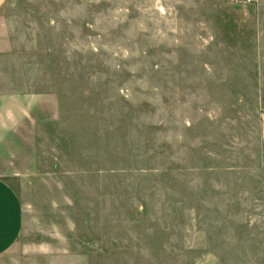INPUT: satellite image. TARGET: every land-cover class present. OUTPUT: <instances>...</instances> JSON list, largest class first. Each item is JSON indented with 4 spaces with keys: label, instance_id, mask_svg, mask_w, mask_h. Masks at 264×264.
<instances>
[{
    "label": "rangeland",
    "instance_id": "obj_1",
    "mask_svg": "<svg viewBox=\"0 0 264 264\" xmlns=\"http://www.w3.org/2000/svg\"><path fill=\"white\" fill-rule=\"evenodd\" d=\"M2 14L34 95L18 264H264V0Z\"/></svg>",
    "mask_w": 264,
    "mask_h": 264
},
{
    "label": "crops",
    "instance_id": "obj_2",
    "mask_svg": "<svg viewBox=\"0 0 264 264\" xmlns=\"http://www.w3.org/2000/svg\"><path fill=\"white\" fill-rule=\"evenodd\" d=\"M7 2L0 0V264H18V256H41L43 253L39 249L20 253L11 251L19 239L22 207L10 180L21 177L22 157L18 149L29 144V134L34 129L35 120L34 95L26 91L25 83L17 85L10 63L14 46L2 14ZM262 113L261 136L264 144V110Z\"/></svg>",
    "mask_w": 264,
    "mask_h": 264
},
{
    "label": "built area",
    "instance_id": "obj_3",
    "mask_svg": "<svg viewBox=\"0 0 264 264\" xmlns=\"http://www.w3.org/2000/svg\"><path fill=\"white\" fill-rule=\"evenodd\" d=\"M237 2L243 3V2H247L249 0H236Z\"/></svg>",
    "mask_w": 264,
    "mask_h": 264
}]
</instances>
